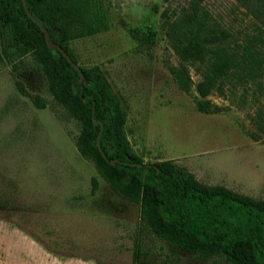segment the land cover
Here are the masks:
<instances>
[{"label": "rangeland", "instance_id": "obj_1", "mask_svg": "<svg viewBox=\"0 0 264 264\" xmlns=\"http://www.w3.org/2000/svg\"><path fill=\"white\" fill-rule=\"evenodd\" d=\"M188 3L104 0L109 28L71 48L81 66L106 73L127 109L129 147L144 162L168 159L201 182L264 198V63L251 75L245 65L241 76L233 69L206 97L219 108L200 111L195 85L181 89L172 69L187 66L197 83L203 65L181 60L164 25ZM203 7L231 33L233 47L264 49V27L235 0H205ZM78 132L32 55L1 49L0 264H229L155 237L139 204L117 195L79 153Z\"/></svg>", "mask_w": 264, "mask_h": 264}, {"label": "trees", "instance_id": "obj_2", "mask_svg": "<svg viewBox=\"0 0 264 264\" xmlns=\"http://www.w3.org/2000/svg\"><path fill=\"white\" fill-rule=\"evenodd\" d=\"M204 1L189 0L179 16L165 17L164 25L181 60L203 65L197 83L187 66L172 69V75L184 91L195 85L198 109L208 113L219 107L206 97L223 88L233 69L241 76L245 65L247 74H254L264 63V49L233 47L231 33L211 18ZM235 1L264 27V0ZM108 28L104 0H0V50L32 55L49 93L78 123L79 153L117 195L139 204L143 226L169 246L204 259L264 264V198L201 182L168 159L144 162L131 151L122 99L101 67L81 66L71 48L72 41ZM45 30L58 49L47 44ZM34 101L46 105L41 97ZM92 184L94 192L95 178Z\"/></svg>", "mask_w": 264, "mask_h": 264}, {"label": "water", "instance_id": "obj_3", "mask_svg": "<svg viewBox=\"0 0 264 264\" xmlns=\"http://www.w3.org/2000/svg\"><path fill=\"white\" fill-rule=\"evenodd\" d=\"M35 19V18H33ZM45 38H46V42L47 44L52 48V49H58L59 46L55 43H53L50 38H49V34L47 33V31L45 30ZM81 80L86 82V79L83 77V75L81 74Z\"/></svg>", "mask_w": 264, "mask_h": 264}]
</instances>
